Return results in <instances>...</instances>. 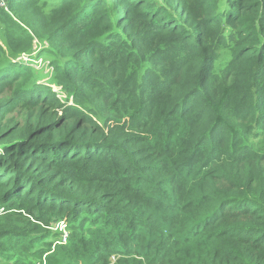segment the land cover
<instances>
[{
    "label": "trees",
    "instance_id": "obj_1",
    "mask_svg": "<svg viewBox=\"0 0 264 264\" xmlns=\"http://www.w3.org/2000/svg\"><path fill=\"white\" fill-rule=\"evenodd\" d=\"M7 7L0 264H264V0Z\"/></svg>",
    "mask_w": 264,
    "mask_h": 264
},
{
    "label": "built area",
    "instance_id": "obj_2",
    "mask_svg": "<svg viewBox=\"0 0 264 264\" xmlns=\"http://www.w3.org/2000/svg\"><path fill=\"white\" fill-rule=\"evenodd\" d=\"M0 7L8 9L7 0H0ZM14 61H24V62L30 63L31 65H41V66L43 65L42 64V59L37 60V59L27 55V54H23L22 56H20L19 58L15 59ZM45 65H47V66L49 65L48 61L45 63ZM49 71H50V69H49ZM53 88H54L55 91L58 92L60 98L64 97L63 94H60V93H62L60 87L58 88L57 86H53ZM56 88H58V89H56ZM2 210L3 209L0 208V211H2Z\"/></svg>",
    "mask_w": 264,
    "mask_h": 264
},
{
    "label": "rangeland",
    "instance_id": "obj_3",
    "mask_svg": "<svg viewBox=\"0 0 264 264\" xmlns=\"http://www.w3.org/2000/svg\"><path fill=\"white\" fill-rule=\"evenodd\" d=\"M219 64H220V61H218L216 63V65H219ZM33 66H36V68H39L41 65H33ZM49 69H50L49 67L47 69L45 68L46 71H49ZM58 88H56V89H58ZM65 226H66V224H61V227H59V230H62L63 228H65ZM66 234H68V233L67 232H64V237H66Z\"/></svg>",
    "mask_w": 264,
    "mask_h": 264
},
{
    "label": "clouds",
    "instance_id": "obj_4",
    "mask_svg": "<svg viewBox=\"0 0 264 264\" xmlns=\"http://www.w3.org/2000/svg\"><path fill=\"white\" fill-rule=\"evenodd\" d=\"M61 224H65V222L63 221V222H61Z\"/></svg>",
    "mask_w": 264,
    "mask_h": 264
}]
</instances>
